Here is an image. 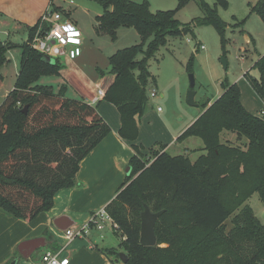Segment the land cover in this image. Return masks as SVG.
Wrapping results in <instances>:
<instances>
[{"label":"trees","instance_id":"obj_1","mask_svg":"<svg viewBox=\"0 0 264 264\" xmlns=\"http://www.w3.org/2000/svg\"><path fill=\"white\" fill-rule=\"evenodd\" d=\"M94 1L103 10L96 17L97 34L114 40L119 28H133L141 39L138 45L108 57L107 74L114 80L102 98L118 111V137L134 143L137 119L148 108L147 88L153 80L149 60L168 39L193 34L196 25L212 26L224 51L227 24L216 8L202 0L198 1L204 17L192 25L179 23L173 11L152 13L146 2ZM190 1L194 0H178V5ZM216 3L227 6L225 0ZM52 11L63 12L57 7ZM251 13L264 23V0H257ZM26 29L27 40L22 44L0 41V71L8 51H20L14 87L0 105V209L32 222L53 207L59 191L74 187L80 163L109 135L110 128L96 106L66 98L65 85L55 94L52 87L38 84L42 76H61L63 67L58 59L46 62L32 43L49 26L39 19ZM253 68L259 78L249 73L244 78L264 105V57ZM221 89V95L211 105L204 104L202 113L177 138L179 142L189 137L202 140L204 153L195 161L188 155L152 150L148 158L132 146L130 171L105 207L120 238L117 249L102 251L109 264H264V224L248 204L254 194L264 204V118L244 109L236 84L225 80ZM225 134L234 135V142L225 140ZM145 206L153 213L163 211L155 223L153 247L139 242ZM230 218L232 228L227 231L225 223Z\"/></svg>","mask_w":264,"mask_h":264},{"label":"crops","instance_id":"obj_2","mask_svg":"<svg viewBox=\"0 0 264 264\" xmlns=\"http://www.w3.org/2000/svg\"><path fill=\"white\" fill-rule=\"evenodd\" d=\"M49 3L50 0H0V41L12 42L15 36L27 40L26 28L33 26L40 19ZM15 51L16 49L7 53V62L13 59L16 62L19 56H12ZM84 52H90L87 45L84 46ZM63 58L68 64L62 69L56 83L66 86L64 96L69 99H83L90 105H96L97 112L110 128V133L80 163L74 187L59 191L49 211L41 213L32 222H25L0 209V264H9L14 259L18 264H41V256L45 252L57 251H61V255L69 259L68 264H109V260L102 253L107 248L104 234L93 229L86 238L68 242L63 232L84 224L93 212L105 208L114 199L116 191L130 171L128 162L134 155L132 146L138 147L140 153L148 158L151 150L166 152L169 155L172 150L175 155L171 156L188 155L192 161L204 153V146L195 150L199 145V142L194 140L196 137L177 141L202 113L201 111L196 115L186 110L182 95L178 98L177 112H164L162 109L158 111V105L156 108L148 106L146 112L137 119V140L134 143L127 142L118 137L120 117L116 108L102 99L96 104L91 103L97 90L105 93L114 80L113 75L107 74L108 59L100 65L95 61L88 66L89 73L85 74V62L81 57L74 61L67 60L64 56ZM99 72L103 76L99 75ZM242 80L239 83H242ZM1 86L2 81L0 88ZM52 90L54 92L55 88ZM239 90L244 109L255 116H258V112L262 114L264 105L256 94L248 92L245 83ZM242 90L246 96L251 97L245 98ZM163 98L160 94L153 100L159 103V99ZM224 137L231 142L235 140V136L231 134H225ZM191 153L195 154L193 158ZM25 243L27 244L24 245ZM37 245L39 247L35 248Z\"/></svg>","mask_w":264,"mask_h":264},{"label":"rangeland","instance_id":"obj_3","mask_svg":"<svg viewBox=\"0 0 264 264\" xmlns=\"http://www.w3.org/2000/svg\"><path fill=\"white\" fill-rule=\"evenodd\" d=\"M130 1L135 3L146 2L152 13L173 11L175 18L182 25H192L195 20L204 17L198 0L190 1L181 7L178 5V0ZM202 1L211 8H216L219 17L227 24L225 49L222 50L220 37L210 25H196L193 27V34L168 39L167 44L160 47L148 62V70L153 79L150 80L147 88L148 106L151 108H156L158 105L164 112L167 110L177 112L178 98L182 95L184 108L196 113V115L200 114L204 104L210 102L212 104L219 97V93L222 92L221 83L225 80L230 84H236L240 89L245 83L248 92H254L246 79L242 80V77L249 73L252 78H259V73L253 66L259 58L264 57V23L258 15L251 13V7L256 4L257 0H225L226 8L218 5L216 0ZM51 4H53L51 10L54 7L62 10L82 33L85 45L82 39L80 57L85 62L83 69L85 74L89 73L88 66L95 61L100 65L101 62L105 63L108 57L117 50L141 43L139 35L133 28H119L114 40L106 34H97L95 32L96 17L101 15L103 10L100 4L94 0H52ZM243 20H245L243 25H236ZM12 39V42L17 45L26 41L23 37L15 36ZM86 45L90 52H84ZM15 54L19 56L16 62L14 59L6 62L0 71L3 75L0 88V105L5 96L13 89L18 73L19 49H16L12 56H16ZM44 55L46 62H53L55 59L60 60L63 69L68 64L63 55L58 56L55 53H44ZM141 58L142 56L139 55L137 59ZM223 61L226 68L223 67ZM189 75H193L195 82V107L186 104ZM57 80L58 77L56 76H42L38 84L52 86V89L54 87V93L57 94L61 88V84L56 83ZM240 80L242 83H239ZM152 90L156 92L157 97L160 94L164 96L163 99H159V103L149 96ZM242 92L245 98L251 97V95L246 96L243 90ZM67 94L70 95L71 93L67 92ZM261 110H264V106ZM258 116L264 118V115L259 112ZM194 140L199 142L195 150L204 146L201 139L195 138ZM169 153L175 155L172 154L174 153L172 150ZM191 155L193 158L195 154L191 153ZM248 202L256 218L261 224H264V204L259 200L258 195H252ZM225 224L226 230L229 231L232 228L231 218ZM102 234L106 236L105 247L118 248L120 238L114 234L110 225L106 224ZM17 254H19L18 251ZM37 255L35 254V256Z\"/></svg>","mask_w":264,"mask_h":264},{"label":"built area","instance_id":"obj_4","mask_svg":"<svg viewBox=\"0 0 264 264\" xmlns=\"http://www.w3.org/2000/svg\"><path fill=\"white\" fill-rule=\"evenodd\" d=\"M42 24H47L49 30L43 35L34 36L32 43L42 53H55L58 56H64L70 61H74L81 55L82 33L76 27L75 23L68 19L63 12H55L51 10V3H49L46 11L40 17ZM203 49V47H201ZM11 51V50H10ZM8 51V52H10ZM102 90H97L96 96L91 99L92 104H96L98 100L104 97ZM156 92L151 91L150 97H156ZM161 111V108L157 109ZM264 112H262V115ZM106 224L110 225L113 231L117 230L116 224L112 221L110 216L102 208L91 214L89 220L84 224L69 228L63 232L64 237L68 242L76 239L86 238L94 229L97 232H103ZM69 259L61 255V251L45 252L41 256V264H68Z\"/></svg>","mask_w":264,"mask_h":264},{"label":"water","instance_id":"obj_5","mask_svg":"<svg viewBox=\"0 0 264 264\" xmlns=\"http://www.w3.org/2000/svg\"><path fill=\"white\" fill-rule=\"evenodd\" d=\"M223 67L226 68V64L223 61ZM194 77L193 75H189V91L186 96V104L190 107H195L196 102L194 101L195 98V91H194ZM27 107L24 108L23 113H26ZM163 214V211H159L156 213L151 212L148 207H144V210L140 214V238L139 242L140 245L143 247H153L156 245V236L154 233V227L157 219ZM36 241L33 242L35 244ZM25 243L24 245H26ZM23 245V244H22ZM37 245L35 248H38ZM120 260L122 263L126 262V257L124 254H119ZM9 264H18L16 259L12 260Z\"/></svg>","mask_w":264,"mask_h":264}]
</instances>
